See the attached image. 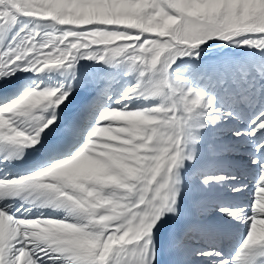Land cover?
<instances>
[{"label": "snow or ice", "instance_id": "obj_1", "mask_svg": "<svg viewBox=\"0 0 264 264\" xmlns=\"http://www.w3.org/2000/svg\"><path fill=\"white\" fill-rule=\"evenodd\" d=\"M82 60L133 82L66 113ZM166 217L173 264H264V0H0V264H159Z\"/></svg>", "mask_w": 264, "mask_h": 264}, {"label": "bare ground", "instance_id": "obj_2", "mask_svg": "<svg viewBox=\"0 0 264 264\" xmlns=\"http://www.w3.org/2000/svg\"><path fill=\"white\" fill-rule=\"evenodd\" d=\"M98 90H102L104 92V86L103 85L99 86L94 91L93 94L89 95L88 97L86 96V98L84 100L95 96ZM111 93H110V95H114L113 94L114 92L112 94ZM115 95H118V94H115ZM75 98H76V96H75ZM73 102H74V100L71 101L70 106L65 110L66 113L73 111L78 105L81 104V103H79L78 105L75 106L73 104ZM232 160L237 165H240L243 163L242 158L239 156H234L232 158ZM14 173H15L14 170L8 172L9 175H12ZM235 174L238 177H240L241 179H243L242 170L240 168L236 169ZM199 194L200 193H199L198 183L186 180L185 191L182 194V199H181V210H182V212L190 208V204H191L192 199L197 197ZM215 196H216V199L221 201V202L240 203L243 201L241 199H244V197H239L238 199L233 201L232 200V193L228 190L227 187L217 190ZM218 220L220 223L226 222V218L218 217ZM181 222H182L181 219L175 218V217H172V218L166 217L165 220L162 222L161 229H159L160 231L157 233V244L159 245L160 241L162 243L161 248H160L161 250L160 249L158 250V262H159V264H173V258L169 253L167 243H168V239H169V234H170L171 230L173 229V226L178 225ZM208 222H211V221L209 220ZM228 231L230 234L229 238L223 241L222 247L224 248V251L226 253L230 254L233 251L234 247L237 246L239 243L240 232L238 229H235V228H229Z\"/></svg>", "mask_w": 264, "mask_h": 264}, {"label": "rangeland", "instance_id": "obj_3", "mask_svg": "<svg viewBox=\"0 0 264 264\" xmlns=\"http://www.w3.org/2000/svg\"><path fill=\"white\" fill-rule=\"evenodd\" d=\"M202 55L204 61L209 62L222 55L235 58H245L248 57L250 53L247 50L234 49L231 47L222 48L218 46H213L212 48L206 49V51L202 53ZM101 67L102 65H93V63L90 61H80V64L77 66L78 78L75 82V90L71 98V101L74 100L73 104L75 106L81 103L86 98V96L88 97L89 95L93 94L94 91L101 85L104 86L105 94L110 95V93L113 91V96H115V94H119L125 87L129 86L133 82L132 78L130 77L118 76L110 77L105 80H100L96 77L94 69H98ZM49 80V86H54L55 84H58L60 82L59 77H50ZM74 95L76 96V98ZM159 229H161V226L159 227ZM161 245L162 243L160 241L158 245V250L161 248Z\"/></svg>", "mask_w": 264, "mask_h": 264}]
</instances>
